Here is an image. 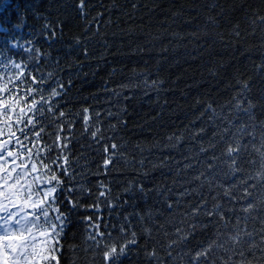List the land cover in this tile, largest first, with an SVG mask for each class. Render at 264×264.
<instances>
[{"label": "trees", "instance_id": "1", "mask_svg": "<svg viewBox=\"0 0 264 264\" xmlns=\"http://www.w3.org/2000/svg\"><path fill=\"white\" fill-rule=\"evenodd\" d=\"M0 77L45 98L18 163L62 182L59 264H264V0H0Z\"/></svg>", "mask_w": 264, "mask_h": 264}, {"label": "snow or ice", "instance_id": "2", "mask_svg": "<svg viewBox=\"0 0 264 264\" xmlns=\"http://www.w3.org/2000/svg\"><path fill=\"white\" fill-rule=\"evenodd\" d=\"M16 67H20V65H16ZM32 79L34 82L40 83L36 81L35 77ZM12 91L15 89H0V92L5 93L8 97V99H0V116L5 117L0 121L3 125L0 127V264H53V262L59 264L55 253L60 250L59 237L66 226V217L60 213L55 218L58 223H53L48 209L55 202L62 182L53 174L48 183L52 185V182L55 181L54 185L47 188L34 186L26 179L29 174L27 166L22 161L18 163L23 154L21 149L31 153V149L27 148L23 140H28L29 133L36 128L38 121L34 117L43 115L41 105L45 103V98L43 96L39 100L33 98L28 104L27 97L22 101L12 98ZM36 91L37 89L29 88L27 96H34ZM59 94L55 88L52 89V97ZM21 103L28 104L27 112L24 108L16 111L14 105ZM48 111L51 112L52 108L49 107ZM29 112L32 115H28ZM13 115L15 116L14 120L12 119ZM60 115L63 116L64 113H60ZM85 119L87 120V117ZM13 127L16 129L15 131H13ZM5 128L8 130L7 133L4 131ZM17 132L20 135H17ZM43 132L44 129L41 128L40 131L34 133L33 138L40 139ZM98 132L99 129L92 135L95 137ZM5 135L6 139L3 138ZM59 139L60 137L57 135V140ZM56 146L59 145L54 142L48 151H52V148ZM112 147L115 148L116 145H112ZM227 151L231 155L233 152H238L239 148L230 146ZM64 159L66 162L67 158ZM52 162L55 163V160ZM108 162L105 161L106 164ZM44 167L49 166L44 165ZM36 168V164L32 163L31 170L36 171ZM251 207L252 205H249V209ZM100 235L102 236L103 233ZM247 235H251V233H247ZM90 238L95 239L94 236ZM231 239L238 242L240 236L238 234ZM128 243H135V240ZM212 247L213 245L210 244L204 251L197 252L194 259L206 258ZM217 247H223V245ZM106 248L107 250L103 253L106 264H117L120 256L125 254L127 245L117 247L116 244H111ZM240 255L243 256V252ZM240 264H251V261L241 260Z\"/></svg>", "mask_w": 264, "mask_h": 264}, {"label": "rangeland", "instance_id": "3", "mask_svg": "<svg viewBox=\"0 0 264 264\" xmlns=\"http://www.w3.org/2000/svg\"><path fill=\"white\" fill-rule=\"evenodd\" d=\"M1 76H2V75H1ZM1 80H2V78L0 77V81H1ZM1 84H2V83L0 82V86H1ZM0 94H1V92H0Z\"/></svg>", "mask_w": 264, "mask_h": 264}]
</instances>
